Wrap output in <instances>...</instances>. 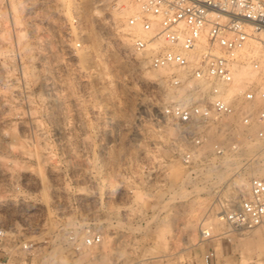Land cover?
Wrapping results in <instances>:
<instances>
[{"label":"rangeland","instance_id":"obj_1","mask_svg":"<svg viewBox=\"0 0 264 264\" xmlns=\"http://www.w3.org/2000/svg\"><path fill=\"white\" fill-rule=\"evenodd\" d=\"M120 3L0 0V170L13 174L0 172V259L204 264L211 249L213 264H264V223L212 220L247 194L241 178L264 168V139L240 136L237 149L251 144L243 154L217 157L212 144L231 137L211 126L197 159L184 163L178 128L161 114L173 99L166 71H150L132 50L125 25L136 0ZM244 55L260 67L249 81L264 84V44ZM87 229L101 243L81 245Z\"/></svg>","mask_w":264,"mask_h":264},{"label":"built area","instance_id":"obj_2","mask_svg":"<svg viewBox=\"0 0 264 264\" xmlns=\"http://www.w3.org/2000/svg\"><path fill=\"white\" fill-rule=\"evenodd\" d=\"M94 1L99 7L121 6L120 0ZM125 26L132 34V50L146 58L149 69L166 71L165 82L174 97L162 105L161 114L178 128L184 163L197 159L211 126L231 137L212 144L210 153L217 157L237 150L240 136L264 139V84L246 81L236 95L228 96L235 72L248 60L245 50L264 31V0H136ZM250 60L259 75L258 63ZM220 215L236 229L261 225L264 176H250L247 194L237 204L227 203ZM4 234L0 227V237ZM201 236L211 238V230L201 228ZM69 238L79 247L74 236ZM101 241L100 233L87 229L81 245ZM213 258L214 251L208 249L204 264H213ZM0 264L15 263L3 258Z\"/></svg>","mask_w":264,"mask_h":264},{"label":"bare ground","instance_id":"obj_3","mask_svg":"<svg viewBox=\"0 0 264 264\" xmlns=\"http://www.w3.org/2000/svg\"><path fill=\"white\" fill-rule=\"evenodd\" d=\"M136 6V5H135ZM136 9V7H134V10ZM133 10V11H134ZM132 11V12H133ZM129 12H130V10H129ZM132 12H130L129 14H131ZM124 14H127V12H124ZM251 43H253V45H254V47H255V51L256 50H258V48H260V46L261 45H263L264 44V31H262V32H260L259 33V35H257L256 36V38H254L253 40H252V42ZM92 46H90V49H92L91 48ZM150 71H156V72H158V71H165V69H157V70H150ZM255 73V69H253V66H252V63H251V61L250 60H247L240 68H238V70L235 72V74H234V83H233V85H232V87L229 89V91H228V96L229 97H232V96H234V94H236L235 92H239L242 88H243V85H244V83L246 82V81H249V79H250V77H251V75H253ZM174 97L173 96V94L172 95H169V97ZM7 107V106H6ZM10 113V112H9ZM15 114V113H14ZM228 122H230L229 120H227V125L229 124ZM61 123V122H60ZM32 125L35 127V128H38V121H35V120H33L32 121ZM12 127V126H11ZM11 129V128H10ZM60 129H62V128H60ZM63 130V129H62ZM6 133V132H5ZM4 133V134H5ZM36 134H37V132H36ZM2 140V139H1ZM45 142V141H44ZM242 142H244V141H242ZM246 145L248 146L247 148H249L250 146H251V144H245V146L243 145V144H241V146L239 147V149H237V152H242L241 154H243V152H245V149H246ZM25 152V151H24ZM238 154V153H237ZM231 155H236V154H231ZM234 157L235 156H230V155H228V156H226V158L223 160V163H225L226 161H230L231 159H234ZM16 164V163H15ZM2 169H3V167H2ZM54 169V168H53ZM53 169H51L50 170V173H51V175L53 174V175H56V176H58L57 175V171L56 172H54L55 170H53ZM4 170V169H3ZM3 170H0V172H1V174L2 175H9V177L11 178L12 176H13V174H11V173H7V172H4ZM252 174L253 175H255V176H264V168H259V167H257V166H255V167H253V169H252ZM58 178V177H57ZM8 180H10L9 178H8ZM247 183H248V181L246 182V180H245V178L243 179V178H241V180L238 182V187H239V189H241V190H243V189H245V187H247ZM57 188V187H56ZM45 190V189H44ZM55 191V190H54ZM58 191V190H57ZM59 196V195H58ZM243 196H239V198L237 199V201L235 202V204H237L238 203V201L242 198ZM213 221H215V222H217L218 224L219 223H222L223 222V219H222V216L221 215H216L213 219H212ZM207 222L208 221H206V220H204L203 222H202V224H207ZM264 223V222H263ZM262 223V224H263ZM261 224V225H262ZM208 226V227H207ZM206 227L208 228V229H210L211 230V228H212V225L210 224H208V225H206ZM254 237L257 239V238H259L260 237V233H259V231L258 232H255L254 233ZM259 264H263L262 262H259Z\"/></svg>","mask_w":264,"mask_h":264}]
</instances>
